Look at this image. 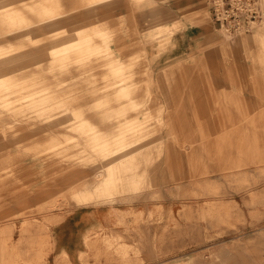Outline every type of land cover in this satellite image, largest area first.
<instances>
[{"label":"rangeland","instance_id":"374dc122","mask_svg":"<svg viewBox=\"0 0 264 264\" xmlns=\"http://www.w3.org/2000/svg\"><path fill=\"white\" fill-rule=\"evenodd\" d=\"M143 2L170 4L0 0V264H264V19L160 65L145 46L178 25ZM120 131L142 181L104 203Z\"/></svg>","mask_w":264,"mask_h":264},{"label":"crops","instance_id":"0c3cea01","mask_svg":"<svg viewBox=\"0 0 264 264\" xmlns=\"http://www.w3.org/2000/svg\"><path fill=\"white\" fill-rule=\"evenodd\" d=\"M119 2L123 6L125 0H113V2ZM209 0H170V4L161 6H154L153 8H146L150 6L149 3H135L133 7H136L138 12L139 20L142 21L145 18H151L156 16L160 18L158 8H162L163 16L166 22L174 17L175 22L170 23L176 26L171 28V32L175 31L174 34L169 38V42H149L146 44V51L150 58L154 59L156 64H166L172 62L180 57H191L196 58L206 54L209 56V50L215 46L217 42L215 33L217 34V28L214 24H207V27L193 26L191 16L200 10L209 9L210 16L211 10L208 5ZM123 15L128 16L129 12L123 11ZM150 16V17H148ZM190 16V17H189ZM213 21V20H212ZM179 28V30H177ZM177 30V31H176ZM218 35V34H217ZM209 59V57H208ZM77 212L74 213V215Z\"/></svg>","mask_w":264,"mask_h":264},{"label":"bare ground","instance_id":"6f19581e","mask_svg":"<svg viewBox=\"0 0 264 264\" xmlns=\"http://www.w3.org/2000/svg\"><path fill=\"white\" fill-rule=\"evenodd\" d=\"M35 7H38L37 5H34ZM39 8V7H38ZM44 12H47L46 8L40 7ZM59 18H53L52 21L56 22ZM50 20V21H51ZM58 23V22H56ZM2 48H0V51ZM120 60L119 59H111L109 61V64H115L114 67L111 68V71H114L115 73L121 68L122 65H119ZM59 75V73H58ZM46 77V76H45ZM53 77V76H51ZM57 77V76H56ZM60 77V76H59ZM42 78V76L40 77ZM50 78V77H49ZM2 79H0V87L3 85ZM41 81V80H40ZM46 81V80H45ZM48 81V80H47ZM109 79H106V82H109ZM44 82V81H43ZM40 83V82H39ZM126 87L121 86L120 87V93H127L123 91V88ZM92 89V88H91ZM110 89H106L103 91V94L105 95L102 104H107L108 102H111V99H106L108 97V91ZM127 97V95H126ZM122 98V97H121ZM261 98V97H260ZM43 99V98H42ZM90 99V98H89ZM106 99V101H105ZM242 100V99H241ZM38 101V100H37ZM242 102V101H241ZM264 102V101H262ZM127 103V102H126ZM243 104V103H242ZM121 105V104H120ZM259 108V107H258ZM89 111V110H88ZM44 114V113H43ZM108 115V114H106ZM41 117V116H40ZM72 118V115H71ZM84 118V117H83ZM82 119V118H81ZM80 119V120H81ZM60 120V119H59ZM64 120V119H63ZM70 120V119H69ZM79 120V121H80ZM71 121V120H70ZM74 121V120H73ZM249 121V120H248ZM57 122V121H56ZM55 122V123H56ZM61 123V121H59ZM58 122V124H59ZM87 122V121H85ZM78 123V121H77ZM82 123V122H79ZM90 123V122H89ZM62 124V123H61ZM238 124V123H237ZM240 124V123H239ZM53 125V124H52ZM64 125V124H63ZM70 125V124H69ZM72 125V124H71ZM241 125V124H240ZM239 125V126H240ZM61 126V125H60ZM80 126V124H79ZM238 126V125H236ZM51 127V125H50ZM54 127V126H52ZM214 128V127H213ZM257 128V127H256ZM39 129V128H38ZM52 129V128H51ZM57 129V128H56ZM41 130V129H40ZM233 130V129H232ZM251 130V129H250ZM63 131V130H62ZM52 132V130H51ZM261 132V131H260ZM45 133V132H44ZM212 133V132H211ZM217 133V132H216ZM43 134V133H42ZM95 135V134H94ZM134 135L133 134H126L125 132H121L117 137H114L112 140H108L107 143L99 148V150H105L106 154L104 157L105 161H111L110 163L104 165L102 171L98 174V178H102L100 181V185L97 188V191L99 192V196L96 200H101L104 203H111L114 201V196L117 194H121L126 192L128 189L136 188L140 186L142 181V174L139 171V169L142 167L141 157L145 155V153L142 151V149H148V146L146 147H138L136 149L131 148L129 145V139ZM240 135V134H239ZM217 136V135H216ZM220 136V135H219ZM41 137V135H40ZM43 137V136H42ZM214 137V136H213ZM47 138V137H46ZM49 138V137H48ZM201 138V137H200ZM41 141H43L42 138H40ZM241 139V138H240ZM39 140V138H38ZM100 140L98 137L92 136L91 141ZM197 140V139H196ZM223 140V139H222ZM254 140V139H253ZM45 142V141H44ZM79 142V141H78ZM186 142V141H185ZM200 142V141H199ZM39 143V142H38ZM146 145V144H145ZM97 146V145H96ZM186 146V145H185ZM196 146V145H195ZM217 146V144H216ZM239 148V147H238ZM243 148V147H242ZM116 155V157H113L112 155ZM147 155H151V151L147 150ZM112 158V159H111ZM81 164V163H80ZM144 164V163H143ZM78 166V165H77ZM151 170V169H150ZM146 171V170H145ZM147 175V174H146ZM150 179V178H149ZM151 183V182H150ZM10 239V238H9ZM2 240V239H1ZM11 240V239H10ZM9 240V241H10ZM8 242V241H6ZM13 242V241H12ZM8 244V243H7ZM6 244V245H7ZM7 247V246H6ZM10 248V247H9ZM8 249V248H7ZM12 251V250H11ZM13 252V251H12ZM20 253V252H19ZM23 254V253H22ZM11 255V254H10ZM7 258V257H6ZM11 258V256L9 257ZM25 258V257H24ZM27 258V257H26ZM12 262V261H11Z\"/></svg>","mask_w":264,"mask_h":264},{"label":"built area","instance_id":"2783aa9c","mask_svg":"<svg viewBox=\"0 0 264 264\" xmlns=\"http://www.w3.org/2000/svg\"><path fill=\"white\" fill-rule=\"evenodd\" d=\"M208 5L218 30L233 38L252 32L264 19L260 0H209Z\"/></svg>","mask_w":264,"mask_h":264}]
</instances>
